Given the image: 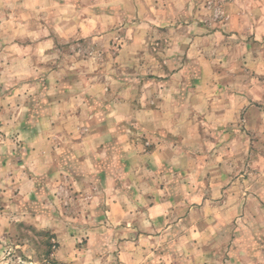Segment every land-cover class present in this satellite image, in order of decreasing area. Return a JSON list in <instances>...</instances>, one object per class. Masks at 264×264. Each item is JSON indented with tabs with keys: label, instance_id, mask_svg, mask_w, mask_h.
Returning <instances> with one entry per match:
<instances>
[{
	"label": "rangeland",
	"instance_id": "obj_1",
	"mask_svg": "<svg viewBox=\"0 0 264 264\" xmlns=\"http://www.w3.org/2000/svg\"><path fill=\"white\" fill-rule=\"evenodd\" d=\"M0 264H264V0H0Z\"/></svg>",
	"mask_w": 264,
	"mask_h": 264
},
{
	"label": "trees",
	"instance_id": "obj_2",
	"mask_svg": "<svg viewBox=\"0 0 264 264\" xmlns=\"http://www.w3.org/2000/svg\"><path fill=\"white\" fill-rule=\"evenodd\" d=\"M38 235L46 236L47 239L53 238V235H50V234L44 233V232H38ZM56 247H57V243H52V244L48 245V249H47L44 256L49 257V255L51 254V250L55 249Z\"/></svg>",
	"mask_w": 264,
	"mask_h": 264
}]
</instances>
